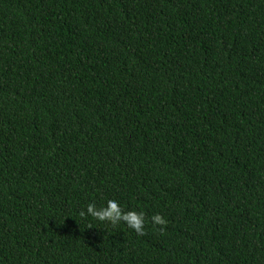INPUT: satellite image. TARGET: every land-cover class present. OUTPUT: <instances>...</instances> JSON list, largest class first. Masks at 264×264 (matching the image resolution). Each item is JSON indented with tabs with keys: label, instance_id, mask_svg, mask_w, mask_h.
Masks as SVG:
<instances>
[{
	"label": "trees",
	"instance_id": "trees-1",
	"mask_svg": "<svg viewBox=\"0 0 264 264\" xmlns=\"http://www.w3.org/2000/svg\"><path fill=\"white\" fill-rule=\"evenodd\" d=\"M0 264H264V0H0Z\"/></svg>",
	"mask_w": 264,
	"mask_h": 264
},
{
	"label": "clouds",
	"instance_id": "clouds-1",
	"mask_svg": "<svg viewBox=\"0 0 264 264\" xmlns=\"http://www.w3.org/2000/svg\"><path fill=\"white\" fill-rule=\"evenodd\" d=\"M81 215H91L100 221H108L112 224L124 222L128 227L134 229L138 234L144 233L145 214L136 211H123L116 200H108L106 206L97 209L94 204H88L86 211ZM152 222L156 225H165L167 221L161 215L157 214L152 217Z\"/></svg>",
	"mask_w": 264,
	"mask_h": 264
}]
</instances>
